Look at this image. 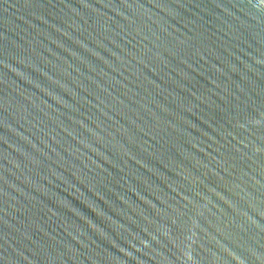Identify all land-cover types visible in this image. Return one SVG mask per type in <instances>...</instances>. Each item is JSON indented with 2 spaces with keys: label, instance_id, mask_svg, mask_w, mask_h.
<instances>
[{
  "label": "water",
  "instance_id": "obj_1",
  "mask_svg": "<svg viewBox=\"0 0 264 264\" xmlns=\"http://www.w3.org/2000/svg\"><path fill=\"white\" fill-rule=\"evenodd\" d=\"M0 264H264V0H0Z\"/></svg>",
  "mask_w": 264,
  "mask_h": 264
}]
</instances>
